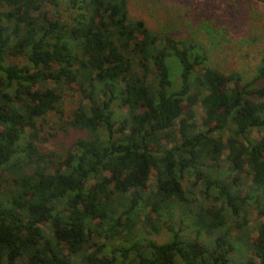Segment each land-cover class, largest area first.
<instances>
[{
    "label": "trees",
    "instance_id": "1",
    "mask_svg": "<svg viewBox=\"0 0 264 264\" xmlns=\"http://www.w3.org/2000/svg\"><path fill=\"white\" fill-rule=\"evenodd\" d=\"M243 78L127 0H0V264H264V55Z\"/></svg>",
    "mask_w": 264,
    "mask_h": 264
},
{
    "label": "rangeland",
    "instance_id": "2",
    "mask_svg": "<svg viewBox=\"0 0 264 264\" xmlns=\"http://www.w3.org/2000/svg\"><path fill=\"white\" fill-rule=\"evenodd\" d=\"M127 3L130 17L142 20L152 32L164 31L175 40H187L199 46L207 54L209 66L225 74L236 72L243 80H249L264 55L263 0H127ZM172 67L176 76L177 67ZM178 84L175 77L173 87ZM76 101L75 96L64 98L62 106L66 115ZM47 121L49 124L37 141L42 150L65 152L73 140L82 136L70 129L63 131L60 127L66 124L52 114ZM241 176L246 188L249 180L245 173ZM249 220L253 236L256 225L264 223V217L252 212ZM245 255L249 256L248 251L240 247L234 258L244 263Z\"/></svg>",
    "mask_w": 264,
    "mask_h": 264
}]
</instances>
